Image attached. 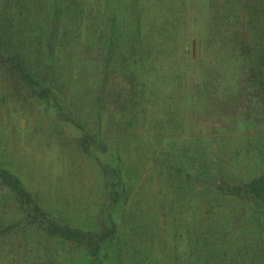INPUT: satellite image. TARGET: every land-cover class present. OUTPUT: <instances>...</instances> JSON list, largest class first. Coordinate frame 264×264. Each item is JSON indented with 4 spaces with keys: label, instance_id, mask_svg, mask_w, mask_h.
Wrapping results in <instances>:
<instances>
[{
    "label": "trees",
    "instance_id": "16d2710c",
    "mask_svg": "<svg viewBox=\"0 0 264 264\" xmlns=\"http://www.w3.org/2000/svg\"><path fill=\"white\" fill-rule=\"evenodd\" d=\"M0 89L102 189L50 207L0 135V264H264V0H0Z\"/></svg>",
    "mask_w": 264,
    "mask_h": 264
},
{
    "label": "rangeland",
    "instance_id": "374dc122",
    "mask_svg": "<svg viewBox=\"0 0 264 264\" xmlns=\"http://www.w3.org/2000/svg\"><path fill=\"white\" fill-rule=\"evenodd\" d=\"M7 99L0 102V135L11 141L14 169L50 207L74 218L94 211L102 193L100 173L95 157L78 146L83 128L46 104Z\"/></svg>",
    "mask_w": 264,
    "mask_h": 264
}]
</instances>
